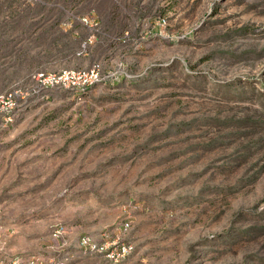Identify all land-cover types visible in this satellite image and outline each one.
Segmentation results:
<instances>
[{
  "label": "rangeland",
  "instance_id": "rangeland-1",
  "mask_svg": "<svg viewBox=\"0 0 264 264\" xmlns=\"http://www.w3.org/2000/svg\"><path fill=\"white\" fill-rule=\"evenodd\" d=\"M9 93L1 259L264 264V0H0Z\"/></svg>",
  "mask_w": 264,
  "mask_h": 264
},
{
  "label": "built area",
  "instance_id": "built-area-1",
  "mask_svg": "<svg viewBox=\"0 0 264 264\" xmlns=\"http://www.w3.org/2000/svg\"><path fill=\"white\" fill-rule=\"evenodd\" d=\"M123 74V72L121 73ZM112 76H115L113 74ZM126 76V75H125ZM115 80H119V77H114ZM101 80L99 77V70L96 67L89 71L81 72H62L58 75H51L44 79L42 82L43 86H52L54 84L70 82L73 85H79L85 88L91 85L93 82ZM16 93H9L7 95L0 96V107L4 109L5 107L12 108L13 103L16 100ZM128 227L127 224L122 226V231H125ZM62 234V227H56L53 231V238H58ZM1 243V240H0ZM107 245L98 244L92 241L89 237H81L78 242V247L81 251L88 254H103L107 259L113 262H118L126 258L132 251V246L127 243H115L111 248L106 247ZM68 258H52L48 260H38L34 258L23 259V258H13V259H1L0 264H67Z\"/></svg>",
  "mask_w": 264,
  "mask_h": 264
}]
</instances>
